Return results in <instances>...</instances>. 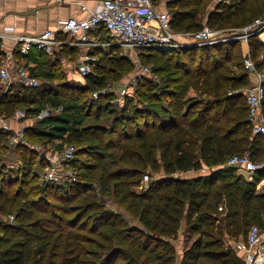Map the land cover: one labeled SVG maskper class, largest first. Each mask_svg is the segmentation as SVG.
<instances>
[{
	"label": "trees",
	"instance_id": "trees-1",
	"mask_svg": "<svg viewBox=\"0 0 264 264\" xmlns=\"http://www.w3.org/2000/svg\"><path fill=\"white\" fill-rule=\"evenodd\" d=\"M207 1H168L171 29H202L199 17ZM263 14L264 0L215 1L205 25L226 37ZM100 34L105 38V31ZM247 41L255 69L264 70V57L259 58L264 42L256 34ZM239 42L141 48L144 64L157 60L150 69L160 79L138 81V102L127 97L116 104L110 92L92 97L128 65L118 47L100 51L83 86L66 87L60 78L56 86L14 82L7 91L0 89V114L7 119L16 109L38 113L46 98H61L60 87L70 91L67 98L71 105L79 103L84 118H95L60 135L52 128L66 131L65 126L46 127L68 119L52 109L26 126L25 143L15 145L0 128V264H243L225 238L244 237L252 224L264 229V193H255L264 170L247 180L225 163L247 150L253 160H263L264 139L247 122L242 89L250 83L248 74L229 66L242 60ZM73 52L78 49L64 46L52 58L33 50L24 64L38 79H55L58 55ZM190 90L198 95L193 101L186 96ZM102 110L109 114L105 123L97 120ZM56 135L58 149L63 143L75 148L70 161L75 181L38 180L46 162L34 143L44 145ZM9 153L17 156L13 164L5 161ZM189 171L196 174L174 176ZM147 172L155 176L138 189ZM95 187L99 200L84 195ZM8 215L14 216L11 222ZM180 236L178 258L174 242Z\"/></svg>",
	"mask_w": 264,
	"mask_h": 264
},
{
	"label": "built area",
	"instance_id": "built-area-1",
	"mask_svg": "<svg viewBox=\"0 0 264 264\" xmlns=\"http://www.w3.org/2000/svg\"><path fill=\"white\" fill-rule=\"evenodd\" d=\"M58 5L76 3L81 10L86 11L84 18L68 16L58 19L56 29H45L36 33H16L12 27H4L0 30V50L4 54V63L0 66V82L3 91H7L14 82H20L29 86H37L40 81L31 75L29 68L24 63H19L18 58L25 56L30 50H40L55 56L64 46L76 47L79 56L76 61V71L81 77L91 72L92 66L99 60L100 51L108 52L111 47H118L122 51L127 49L161 48L173 49L190 45L201 46L217 43L224 40H247L249 36L256 34L264 41V14L253 22L240 29H235L226 37L219 36V31L204 25L195 32H175L171 29V17L167 2L170 0H99L94 9L89 8L84 0H53ZM221 1V0H214ZM105 31V38L100 32ZM64 35L65 38L60 36ZM12 41V47L8 48L6 41ZM136 57V58H135ZM59 58H63L60 56ZM139 56L136 53L133 63L139 65ZM12 65L9 67L8 63ZM244 66L255 72L256 82L242 89L247 105V122L253 134L264 135V115L262 114V102L264 99V70H256L250 58L244 59ZM139 73L132 75L131 81L125 85H107L92 92L96 98L100 94L110 92L113 101L121 104L130 96V83H138L142 77L151 72L149 66L140 67ZM51 110H42L36 117L42 118ZM28 114L22 109H16L10 119L20 122ZM2 114H0V128L9 132L11 145L25 143L24 128L12 129ZM75 148L65 146L61 150L48 154L44 150L40 158L46 162L42 180L64 183L76 180V169L70 161L74 156ZM225 165L234 167L235 170L246 172L249 180H254L257 173L264 168V161H256L251 158L249 151L241 154H233L228 157ZM208 168H202V172ZM148 178L143 175V180ZM256 193H264V175L255 184ZM218 210L223 211L219 205ZM14 216L9 215L7 220L11 222ZM225 244L230 245L243 256V264H264V229L257 224H252L244 237L232 238L227 236Z\"/></svg>",
	"mask_w": 264,
	"mask_h": 264
},
{
	"label": "rangeland",
	"instance_id": "rangeland-1",
	"mask_svg": "<svg viewBox=\"0 0 264 264\" xmlns=\"http://www.w3.org/2000/svg\"><path fill=\"white\" fill-rule=\"evenodd\" d=\"M214 2H215L214 0H208L206 2L205 6H204V11H201V13H200V17H199L200 24L205 25L208 10H210L214 6ZM140 50L141 49H127L126 51H122V50L119 51V53L122 56H125L126 58H128L127 59L128 60V65H126L125 69L121 71V76L119 77V79H117V80H111V79L108 80V85L115 84V85H125L126 86L128 84V82L131 81L132 75L136 74V72L139 73V71L141 70L140 67H142V66H149L150 67L151 63H153V64L156 63L157 60H155L154 58H151L150 61L147 62L149 64H144L142 59H141V57H140V54H139ZM136 53L139 56V59L138 58L137 59L140 62H139V65L135 67V64L133 63V60H134V56H136ZM78 56H79V52H73V53L68 54L67 56H65V58L63 60L60 59V61L57 62V64H55V67H54L55 68V74H54V78L55 79H45V77H39V81H40L39 84L41 86H43L45 83H50L53 86H56L57 84H59L61 82L60 78H63V80H64L63 82L68 84V85H66V87L83 86L86 81L84 80L83 77L77 75V71H76V61H77ZM52 58H54V57L52 56ZM1 65H2V60L0 59V66ZM94 65L92 66V68L94 67ZM229 66H230V69L233 72L237 73V72L242 71V69L244 68L243 58H242V60H240L239 66L236 67V66H234L233 63H231ZM146 77H150L151 79H153L155 81L156 80L158 81L160 79L159 76H157L156 74L152 73V70H151L150 73L147 74ZM137 84L138 83H130V86L128 87L129 88V92H130L129 93L130 94L129 97L132 98L135 102H138L136 100L137 99V94H136ZM58 87H60V86H58ZM0 89L3 90L2 82H0ZM59 90L62 93V95L60 96L61 98H55V97L46 98L44 101L40 102V104L38 105L39 109H40V111L38 113H34V114H32V113L29 114L28 113V114H26L27 116L22 119V121L24 119H26V118H29V117L30 118H34V116L39 114L42 110H47V109L48 110L49 109L52 110L53 109V111L56 112L57 115L58 114L62 115L65 118L68 119L67 121H65L67 123L64 124V125H63V123H58V122L48 123L49 126L46 127V128H51L52 124L65 126V128H66L65 130L66 131H64L63 129H60V128H57V129L56 128H52V131H54V132H56V134H60V135L61 134L65 135L66 132H68V130H72V128L75 127V126L79 127V126L87 124L89 122H92V123L95 122V118L93 116H91L90 118H84L82 116V112L78 109L79 108V105H78L79 103H75L74 105H71V104H73L72 101H70L67 98L68 94H70V91L68 89H61V87H60ZM186 96H187V98L189 97L188 98L189 101H193L196 98H198L197 93L194 92L193 90H190L187 93ZM86 97H89V95L87 94ZM80 102H82V99H80ZM101 102H104V101L101 100ZM62 108H64V111H61ZM93 111H94V109H93ZM100 114H101V118L99 117L97 120L100 121V122L105 123L106 122V117L109 116L107 110L106 111L102 110L100 112ZM62 131H64V132H62ZM60 135H56L57 136L56 138H53V140L46 142V144H44V145L41 144V143L40 144L34 143V145L37 148L36 152H37V154L39 153L38 156L40 155L41 151H43V150L45 152H48V154H50V155L53 154L54 152L58 151V150H61V149L57 148L58 144L61 143V140L58 137ZM65 146H66V143H63L62 144V148L65 147ZM77 148L80 149V146H77ZM78 156L79 157H77V158H80V159L87 158L86 155H82V154H78ZM43 171L44 170H42V173H41L40 177L43 176ZM147 174H148V178L143 183H140L139 186L144 187L145 184H147L150 181L151 174H153L152 175L153 177L155 176L154 173H148L147 172ZM234 174L238 175V172L234 171ZM38 180L41 181L42 179L40 178ZM141 180H143V176H142ZM84 195L89 196V199H95L96 198V199L99 200V198L101 197V193L98 191L97 187H95V189L92 190V191H86L84 193ZM107 205L110 206L113 209H114V207L117 208L116 205H113V204H109L108 203ZM3 217H6V215H4ZM176 243L177 242H174V245Z\"/></svg>",
	"mask_w": 264,
	"mask_h": 264
},
{
	"label": "crops",
	"instance_id": "crops-1",
	"mask_svg": "<svg viewBox=\"0 0 264 264\" xmlns=\"http://www.w3.org/2000/svg\"><path fill=\"white\" fill-rule=\"evenodd\" d=\"M98 1L99 0H84V3L89 8L94 9L96 5L98 4ZM86 15H87L86 11L81 10L79 5L76 3H66V4L58 5L53 0H0V30H2L4 27H12L17 34L18 33H36V32H41L48 28L54 30L57 28L58 19L66 18L68 16L84 18ZM12 43L13 42L11 40L10 41L7 40L6 41L7 47L8 48L12 47L13 45ZM239 45H240V51H241L242 58H243V64H244L245 58H250V60L254 63V60L251 58L250 47L248 45V41L240 40ZM30 51H33V50H30ZM58 56L60 57L61 55H58ZM263 57H264V49L259 54V58H263ZM0 59L2 60V64H3L4 54L1 50H0ZM60 59L63 60L64 58H60ZM18 60H19L18 61L19 63L26 62V58L24 56L18 58ZM8 65L9 67H11L12 63L9 62ZM245 70L249 77V82H250L249 85L254 84L256 82L255 72L250 71L247 68H245ZM77 75L79 74L77 73ZM36 118H37L36 116H34V118L29 117L20 122H17V121H14L8 118L7 122L12 129H19L20 127H26L30 125V123ZM261 136L264 139V135H261ZM5 161L13 164L17 161V156L14 153H9L6 156ZM258 161H264V159L258 160ZM263 170L264 168L261 171ZM207 171H205V173ZM235 171L238 172V175H243L244 178L249 180L246 172H240L238 170H235ZM195 174L196 172L189 171L186 173H176L174 174V176L175 175L191 176ZM143 182L144 181L141 180V183ZM140 187L142 188V186H139L138 189H141ZM219 216L220 215H218V218ZM216 223H218V220L216 221ZM231 237L233 239L235 238L233 236ZM176 242H177L175 244L176 253H177V257L180 258L181 256V236Z\"/></svg>",
	"mask_w": 264,
	"mask_h": 264
}]
</instances>
